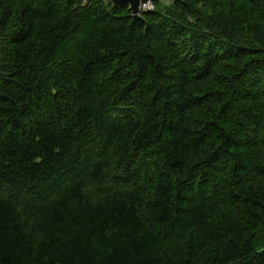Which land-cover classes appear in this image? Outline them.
I'll return each instance as SVG.
<instances>
[{"label": "trees", "instance_id": "obj_1", "mask_svg": "<svg viewBox=\"0 0 264 264\" xmlns=\"http://www.w3.org/2000/svg\"><path fill=\"white\" fill-rule=\"evenodd\" d=\"M152 1L0 0V264H264V0Z\"/></svg>", "mask_w": 264, "mask_h": 264}, {"label": "water", "instance_id": "obj_2", "mask_svg": "<svg viewBox=\"0 0 264 264\" xmlns=\"http://www.w3.org/2000/svg\"><path fill=\"white\" fill-rule=\"evenodd\" d=\"M89 2L90 0H85ZM114 6L117 5H129V9L136 19L144 20L142 13L143 5L152 0H109Z\"/></svg>", "mask_w": 264, "mask_h": 264}, {"label": "rangeland", "instance_id": "obj_3", "mask_svg": "<svg viewBox=\"0 0 264 264\" xmlns=\"http://www.w3.org/2000/svg\"><path fill=\"white\" fill-rule=\"evenodd\" d=\"M162 1L165 2L166 4H172L171 0H162ZM190 1L194 3L199 10L204 11L205 13L208 14V13H213L212 11L216 9L215 8L216 6H214V4L218 2L215 1H221V0H189V2ZM152 9H154L153 1H151L146 7V10H152Z\"/></svg>", "mask_w": 264, "mask_h": 264}, {"label": "built area", "instance_id": "obj_4", "mask_svg": "<svg viewBox=\"0 0 264 264\" xmlns=\"http://www.w3.org/2000/svg\"><path fill=\"white\" fill-rule=\"evenodd\" d=\"M150 2H151V1H150ZM150 2H148V3H146V4L143 5V10H146V7H147V5H148Z\"/></svg>", "mask_w": 264, "mask_h": 264}]
</instances>
